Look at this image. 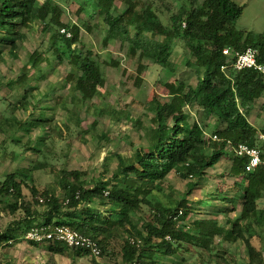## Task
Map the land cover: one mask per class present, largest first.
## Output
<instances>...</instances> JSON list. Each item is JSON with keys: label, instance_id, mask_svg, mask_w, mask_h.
<instances>
[{"label": "trees", "instance_id": "trees-1", "mask_svg": "<svg viewBox=\"0 0 264 264\" xmlns=\"http://www.w3.org/2000/svg\"><path fill=\"white\" fill-rule=\"evenodd\" d=\"M70 1L77 3L75 14L80 16L79 21L63 19L60 4ZM119 1L125 5L123 8L116 5V0H0V66L6 56L17 57V48L26 40L27 32L35 30L42 35L38 46L28 53L21 73L7 81L9 85L15 84L21 97L15 104H9L0 126L15 122L21 127L49 130L47 136L36 138L42 145L53 132L64 138L79 127L81 119L69 104L79 108L102 95L103 61L80 40V29L90 31L95 17L99 19L98 25L105 28L104 44L113 38L127 42L130 55H138L140 60L149 58L168 74L174 71L169 59L173 47L181 42L188 52L182 62L197 75L194 85L177 79L164 82L168 98L160 100L154 95L147 101L145 109L152 112L150 126L139 123L147 148L136 147L129 155H106L103 171L91 181L76 169L57 170L62 197L54 188L40 190L34 185L30 173L40 164L4 175L0 181V248L23 239L30 244L45 245L49 252L47 264L54 255H65L67 251L76 256L90 254L58 240L27 236L30 232L43 235L57 226H67L96 240L99 256L107 252L112 242H117L119 264H161L166 256L192 251L213 258L214 264H231L216 237L219 242L241 241L245 264H264V251L252 242L264 232V207L259 205L264 197V141L257 139V130L244 112L247 103L264 97V77L253 68L233 69V56L222 52L224 48L235 53L252 47L257 51V61L264 64V34L251 35L231 27L242 14V7L234 0H201L199 4L198 0H182L173 11L165 5L166 0ZM164 12L166 21L161 18ZM81 14L88 18L83 19ZM62 28L64 33L60 31ZM66 32L70 35L66 36ZM50 52L55 62L68 65L61 81L63 87L68 85V91L59 94L53 106L41 108L60 105L65 110V120L59 126H51L43 110H39V115L29 112L18 120L14 115L16 109L39 108L57 89L53 82L47 81L42 90L34 93L37 86L28 74L30 70L41 72L43 65H50ZM223 65L227 66L226 71L222 70ZM144 68L139 63L137 72L140 74ZM93 106L114 121L127 119L123 108ZM186 106H197L205 116H214L215 130L207 133L198 121H191ZM95 124L93 121L91 127ZM212 135L218 140H212ZM7 139L20 141L19 137ZM227 141L259 147L262 163L246 172L248 158L230 153ZM24 147L40 150L26 143ZM223 157L230 159L229 175L242 179L235 183L240 214L226 219L227 226L215 217H190L195 209L187 199L198 181L206 176V170ZM111 160H115L112 169ZM171 172L186 181L180 198L167 191L165 179ZM143 207L152 219L140 217Z\"/></svg>", "mask_w": 264, "mask_h": 264}, {"label": "rangeland", "instance_id": "rangeland-1", "mask_svg": "<svg viewBox=\"0 0 264 264\" xmlns=\"http://www.w3.org/2000/svg\"><path fill=\"white\" fill-rule=\"evenodd\" d=\"M200 1L198 0V4ZM234 1L242 7V14L235 22L231 23V27L251 35L264 34V0ZM180 2L182 0H166L165 5L170 11H173ZM115 3L119 8L125 6L119 0H116ZM60 5L64 9L63 19L65 21H79L80 16L75 14L77 3L70 1L66 5ZM81 17L88 18L84 14H81ZM161 18L166 21L167 13L164 12ZM98 20L97 17L92 20L91 23L95 24L90 31H86L84 28L80 29V40L86 48L96 53L98 58L103 61L100 65L105 79V84L101 88L102 95L94 97L79 108L69 104L81 119L79 127H74L72 132L64 138H60L53 132L43 145L37 142L36 138L47 136L49 130L21 127L15 122L0 126V181L8 173L30 169L33 165L40 164L30 173L34 185L40 190L54 188L62 197L63 191L57 183V170L76 169L84 172L86 179L91 181L103 171V158L106 155L110 153L129 155L136 147L147 148V142L142 135L143 130L139 126V123L144 126H150L151 123L152 112L145 109L147 101L154 95L159 96L160 100L168 98L167 90L163 86L166 81L177 79L190 85L196 83L197 75L194 69L182 62V59L188 56V52L181 42H176L173 47L169 59L173 64L174 71L168 74L166 70L154 64L151 59L140 60L138 55H130L127 42L113 38L104 44L105 28L98 25ZM26 34V40L17 48V57L6 56L5 63L0 66V120L2 115L5 116L8 113L9 104H15L21 97V92L15 84H7L8 79H14L21 73V67L26 64L28 53L38 46L42 38V35L35 30ZM48 56L52 59L50 65H43L41 72L30 70L28 74L33 77L32 83H36L37 86L34 93L42 90L47 81L53 82L57 89L51 92L50 100L41 102L39 108L33 109L29 106L27 110L16 109L14 115L19 120L27 117L29 112L39 115V110H43L44 116L50 120V125L59 126L65 120V110L60 105L54 106L53 109H42L41 107L53 106L59 94L67 93L68 85L63 87L61 81L68 70V65L66 62H55L51 52L48 53ZM139 63L145 66L140 74L137 72ZM42 74L44 77H40ZM36 96L39 98L40 94L38 93ZM93 105L123 108L127 119L114 121L108 114H101L100 110ZM86 107L88 108L86 109ZM185 111L189 113L191 121H198L202 125L205 132L211 133L215 130L216 118L214 116H205L197 106H186ZM244 112L247 120L257 130V134L264 133V97L247 103ZM93 121L96 122L94 128L91 127ZM220 126L222 125L220 124ZM9 137H19L20 141L15 143L7 139ZM25 143L29 146H37L40 150H25ZM230 164V159L223 158L213 167L208 168L206 176L201 178L191 194L187 195L188 202L195 209L190 217H215L220 224L227 226L226 219L235 218L240 214L241 202L239 198L236 199L238 191L235 183L242 182V179L229 175ZM114 167L115 160H111L109 168ZM165 184L168 185V193L175 198H180L186 188V181L174 172L166 177ZM25 193H28L27 190ZM223 197L226 198L222 199ZM259 205L264 207V197L261 198ZM137 217V215L134 216V218ZM140 217L152 219L151 213L146 207H143ZM260 235L254 237L253 241L256 246L264 250V232ZM117 244V242H112L103 256L92 254L76 256L71 251H67L65 255L56 254L50 264H119L121 260ZM224 247L223 249L227 251L226 260L231 264H245V251L240 241L235 244L226 243ZM48 253L45 245L30 244L23 239L13 242L11 246L0 248V264L5 262L9 264H47ZM175 261L180 264H214L213 258L206 254L200 256L197 251L166 256L161 264H170Z\"/></svg>", "mask_w": 264, "mask_h": 264}, {"label": "built area", "instance_id": "built-area-1", "mask_svg": "<svg viewBox=\"0 0 264 264\" xmlns=\"http://www.w3.org/2000/svg\"><path fill=\"white\" fill-rule=\"evenodd\" d=\"M64 33V29H60ZM70 33L66 32V36H69ZM223 54L227 56H233V61L231 67L235 70H243L246 68H253L256 70L262 77H264V64H261L256 59L257 51L255 48L247 47L241 52L231 53L228 48L222 50ZM227 66H222V70L226 71ZM257 139L264 141V133H258L256 135ZM212 140H218L216 135H212ZM227 149L235 156H246L248 158L247 163L245 164V171L252 172L255 167L262 163L260 158V149L257 146H249L244 143L232 144L227 141ZM29 238H35L40 240L41 238L49 240H58L64 242L70 247H79L89 251L90 254L94 256H99L100 250L96 240L92 239L89 236H86L74 229H71L67 226H57L52 231L46 232L43 235L38 234L37 232H30L27 235Z\"/></svg>", "mask_w": 264, "mask_h": 264}, {"label": "crops", "instance_id": "crops-1", "mask_svg": "<svg viewBox=\"0 0 264 264\" xmlns=\"http://www.w3.org/2000/svg\"><path fill=\"white\" fill-rule=\"evenodd\" d=\"M224 159L225 158H227V157H223ZM222 158V159H223ZM228 159V158H227ZM230 167V166H229ZM235 178V177H234ZM216 239H217V241H216ZM216 239H215V241L217 242V243H220L223 247H224V244H226V243H229V242H219V238L218 237H216ZM238 242V241H237ZM237 242H235V243H237ZM241 242V241H240ZM253 242V244H254V241H252ZM234 243V244H235ZM242 243V242H241ZM243 245V244H242ZM225 248V247H224ZM243 248H244V246H243ZM262 249V248H261ZM262 251H264V250H262ZM246 259V258H245Z\"/></svg>", "mask_w": 264, "mask_h": 264}]
</instances>
